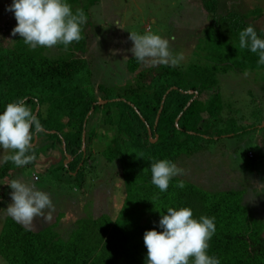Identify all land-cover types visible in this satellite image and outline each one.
<instances>
[{
  "label": "trees",
  "instance_id": "trees-1",
  "mask_svg": "<svg viewBox=\"0 0 264 264\" xmlns=\"http://www.w3.org/2000/svg\"><path fill=\"white\" fill-rule=\"evenodd\" d=\"M199 1L208 17L215 16L218 0ZM66 2L73 12L80 8L87 17L81 25L83 39L78 43L67 49L55 46L59 50L55 56H48L44 47L31 49L18 36L9 47L0 45V113L9 102L25 99L34 114L38 108L36 115L43 126L39 134L46 142L42 147L39 143L33 146L36 158L31 164L17 167L10 161L2 163L0 179L33 166L39 149L63 155L64 142L71 161L61 169L67 178L74 176L83 184L96 131L90 129L86 135L85 151L81 150V136L94 113L104 106L98 102L107 101L105 105L113 110L106 112L102 123L112 125L114 134L99 155L105 165H113L110 185L115 188V200L110 208L100 205L101 210L90 209L87 216L80 213L66 223L58 219L41 228L45 223L37 219L41 228L37 230L5 218L0 231L2 264H145L143 233L162 231L158 223L168 207H189L197 219L201 215L215 218L216 231L208 254L217 257L220 264H264V219L257 217L253 204L245 200L247 196L264 197L249 183L255 174L257 182H264V157L260 156L264 142L259 140L254 151L250 145L245 148L241 166L248 167V176L231 181L227 179L236 177L231 175L240 159L235 148L219 143L224 138L254 133L263 123L264 109L258 102L260 98L264 101V96H256L255 88L264 91V65L257 64L258 54L239 47V32L252 25L249 19L262 17L263 10L253 6L244 14L225 12L217 20L211 17L203 30L205 39L198 40L187 63L182 61L175 67L145 64L141 68L142 63L130 57L125 66L128 81L117 85L96 80L91 64L90 57H94L90 48L104 46L109 39L97 35L99 22L93 19L94 12L91 15V11H100L98 0ZM196 9L199 12L200 7ZM102 15L104 12L98 13ZM147 24L150 26V21ZM256 32L264 39L262 31ZM126 42L133 46L130 39ZM170 50L180 55L178 46H170ZM88 51L89 59L85 56ZM239 76L252 77L244 86L250 101L238 102L229 95L231 79ZM251 83L255 88L249 87ZM243 105L251 107L255 124L239 122ZM261 130L264 133V126ZM150 158L168 159L185 174L173 177L168 190L160 192L151 183L154 160ZM193 166L201 172L193 173ZM193 174L205 180L196 182ZM179 181L184 182L183 189L176 187Z\"/></svg>",
  "mask_w": 264,
  "mask_h": 264
},
{
  "label": "rangeland",
  "instance_id": "rangeland-1",
  "mask_svg": "<svg viewBox=\"0 0 264 264\" xmlns=\"http://www.w3.org/2000/svg\"><path fill=\"white\" fill-rule=\"evenodd\" d=\"M191 2L192 0H98L97 7L100 11H91L92 13H90L93 15L94 12L95 17L93 19L99 22L100 29L97 30V35L100 34L109 39L107 43L104 42V46H93V48H90L93 50L90 53H92L94 58L90 57L89 51L85 55L87 59L90 57L91 64L95 66L94 70L98 77L96 80L103 79L106 82H114L117 85L128 81L130 74L126 71L125 66L127 60L133 56L129 51L132 46L126 42L129 39V33L145 34L150 31L168 39L170 46L179 47V54L183 57L180 62L184 61L187 63L198 40L204 37L203 30L209 25L210 21V17H208L205 10L199 5L200 2ZM11 3L12 0H0V45L3 47L11 46L14 38L17 36L20 37L19 34L12 35V29L16 26V20L12 12L6 11V8ZM196 6L198 9L200 7L199 12ZM253 6H258L262 9L263 16L254 20L249 19V22L256 30L262 31L264 34V0H219L218 15H224L225 12L244 14L251 10ZM99 12H104V15L98 16ZM148 21L151 23L150 26L147 24ZM148 26L150 27L149 30ZM91 44L88 47H92ZM47 49L46 54L48 56H55L59 53L58 48L52 47ZM94 66H92V69ZM141 68H145L144 63H142ZM231 80L228 86L230 97H233L238 102L250 101L251 98L246 99L244 95V89L248 88H244V86L250 80L252 81V77L250 79L249 76H239ZM249 87L255 88L253 87V83ZM259 90L261 93L264 92L262 88H259ZM261 93L255 88L256 96L259 94L264 96V93ZM259 101L258 103L264 109V101L261 98ZM242 108L244 110L239 112L241 114L238 115L239 122L255 124L257 120L251 118V107L243 105ZM112 110L113 108L110 106H101L97 110L98 113H94L89 122L85 135L88 134L90 129H94L96 131V137L93 138L90 145L92 157L89 161L92 166L84 169V176H86L83 184L79 185L74 176L67 178L64 174L65 172L62 171L61 167L66 163L64 155H61L58 151L45 149L42 151L39 149L40 155L33 166L17 169L11 172L8 177L0 179V209H6L8 204L12 202L9 195L12 190L8 187L7 183L13 179L34 184L37 189L46 192L50 196L55 206V211L52 214L51 220L46 221L41 219L45 223L41 228L54 224L58 219L66 223L70 219L77 217L80 213L86 215V211L89 212L90 209H100V205L105 208L112 207V201L115 200L116 195L115 188L110 185L114 180L111 173L114 171V168L112 164L105 165L103 158L99 155V152L110 143L111 135L114 134L112 125L109 126L108 124L102 123L104 115L106 116L107 114L106 112L110 111L112 113ZM261 119L263 120V125H261L260 130L246 136L242 135L238 139L224 138L219 142L229 144L231 149L235 148L240 159L236 162L238 164L234 165L233 170L235 172L231 175L232 177H236L228 178V181L248 176V167L241 166L243 165V161H245L243 151L249 145L252 147V150L255 149L259 144V140L264 142V133L261 130L264 126V113ZM64 122H66V119H64ZM104 133H106L107 138ZM42 137L43 135H38L39 146L41 147L46 145V142H42ZM261 152L260 156L264 157ZM8 154L10 152H6L0 148V161H2L4 155ZM1 165L2 162H0V167ZM191 165L188 166L190 167ZM244 169L247 170L246 173ZM191 170L195 174L196 171L201 172L199 169L197 170V166H193ZM195 174L193 176L196 182L197 180H205ZM256 176V174L252 176L249 183L252 188H256L254 190L257 193H260L258 195L264 196V182H257L255 180L257 178ZM217 184L220 185L222 183L218 182ZM98 189H102V193ZM92 192L94 195L91 194ZM255 197L252 196L250 199L247 196L245 200L249 199L248 201L253 204L252 211L257 217L264 219V212L262 211L264 209V197L262 199L261 196ZM7 217L10 216H7L3 210H0V231L4 219ZM37 219L33 221L31 229H41L37 224ZM64 228L65 225L60 226L61 231ZM2 262L0 260V264Z\"/></svg>",
  "mask_w": 264,
  "mask_h": 264
},
{
  "label": "clouds",
  "instance_id": "clouds-1",
  "mask_svg": "<svg viewBox=\"0 0 264 264\" xmlns=\"http://www.w3.org/2000/svg\"><path fill=\"white\" fill-rule=\"evenodd\" d=\"M218 8L219 0L215 16H209V23L212 21L211 17L216 20L220 17ZM6 11L12 12L16 20L12 35L19 34L23 42L33 50L57 45H63L67 49L73 42L78 43L83 39L81 25L87 22V17L80 8L73 12L72 6L66 0H12ZM149 28L148 26V30ZM129 39L133 42L129 51L138 62L146 66L175 67L183 59L180 55H173L168 39L150 31L145 34L129 33ZM239 47L258 54L257 64L264 65V39L258 37L252 25L239 32ZM244 75L248 73L245 72ZM37 111L38 108L34 114L26 106L25 99L9 102L5 106L0 113V148L11 154L4 155L0 162L10 161L17 167H23L35 160L32 149L39 143L38 135L43 128L36 115ZM82 136L81 150L85 151V131ZM62 152L66 158V166L71 158L65 153L64 142ZM143 156L140 153L139 158L143 159ZM150 159L154 160L150 165L151 183L160 192L168 190L173 177L185 174L184 169L168 159ZM81 165L80 163L79 167ZM91 166L88 159L87 167ZM7 185L12 190L9 193L12 202L6 209L0 210L16 223L30 229L37 218L46 221L52 219L55 206L46 192L19 179H13ZM184 186L183 181L176 185L181 189ZM214 220V217L204 215L194 218L189 207H168L167 214H162L159 219L158 227L162 231L152 229L143 233V242L147 249L145 264H220L217 257L208 254L209 241L216 231Z\"/></svg>",
  "mask_w": 264,
  "mask_h": 264
},
{
  "label": "water",
  "instance_id": "water-1",
  "mask_svg": "<svg viewBox=\"0 0 264 264\" xmlns=\"http://www.w3.org/2000/svg\"><path fill=\"white\" fill-rule=\"evenodd\" d=\"M107 103V101H100V102H98V104L99 105H103V104H106ZM90 114V113H89ZM149 136H150V133H149ZM150 141L151 142H154L155 141V139H152L151 137H150ZM83 142H84V136H82V144H83ZM64 150V149H63Z\"/></svg>",
  "mask_w": 264,
  "mask_h": 264
}]
</instances>
